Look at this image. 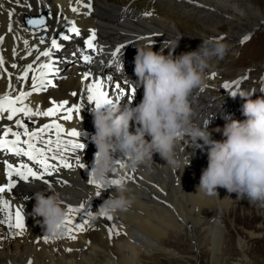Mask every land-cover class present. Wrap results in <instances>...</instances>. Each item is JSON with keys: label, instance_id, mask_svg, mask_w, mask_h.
Returning a JSON list of instances; mask_svg holds the SVG:
<instances>
[{"label": "bare ground", "instance_id": "6f19581e", "mask_svg": "<svg viewBox=\"0 0 264 264\" xmlns=\"http://www.w3.org/2000/svg\"><path fill=\"white\" fill-rule=\"evenodd\" d=\"M73 1L0 0V37L3 38L0 42V57L3 58L0 97L29 92L30 85L42 74L41 66L52 63L48 57H40L44 50L40 44L42 35L36 28L27 27L24 20L45 17L48 26L46 36L56 37L63 25V22L56 21L57 15L62 21L68 19L70 14L65 11V6ZM262 1L94 0V17L98 21L103 18L108 28H118L115 17L122 16L123 9L129 6L137 11L153 9L158 14L157 18L126 29L138 37L141 45L152 44L162 48L179 42L175 55L196 50L202 43V36H223L229 46L225 55L228 59L224 56L211 63V67L215 64L219 67L222 78H206V86L195 89L190 96L194 121L200 124L209 122L213 138L221 139L222 136L214 130L225 122L221 118L207 121L206 112L216 115L218 103L222 104L224 100L222 87L232 84L244 73H250L248 68H240L235 63L237 44L249 33L264 31ZM94 21L92 16L88 23L94 25ZM220 23L227 25L225 31L222 30L224 26L219 27ZM232 47L236 48L234 52H231ZM54 68L58 74L64 72L58 62ZM108 76L107 73L96 75L89 71L71 70L67 77L54 80L56 89L47 91L53 105L44 106L49 109L64 104L57 115L77 106L83 109V113L90 114L95 104L87 101L91 94L87 89L98 80L104 81L103 90L109 92L108 98L114 103L130 100L132 96L127 95L129 86L123 87L125 98L112 87V82L107 81ZM117 80L114 79V83H118ZM142 97L143 89L136 90L133 106L140 103ZM134 128L133 122L130 131ZM187 157L190 164L184 167ZM175 158L177 166L168 165L156 153L147 166L135 170L120 167L131 189L133 204L126 212L109 213L94 220L92 215L110 193H99L72 180L63 181L60 188L39 187L57 194L67 209L85 210V218L73 214L71 219L73 225L87 220L88 226L82 232L73 228L74 240L66 236L62 240L45 243L43 229L37 221L42 218L25 215L23 234L7 229V226L0 227V264H203V259L210 264H258L256 260L247 259L258 254L252 249V244L255 243L259 249V238L264 237V208L250 205L246 198L237 200L236 193L230 194L224 188L217 189L218 196L197 191L202 169L207 167V154L187 139L177 143ZM9 202L12 210H16ZM239 211L248 214L254 225L240 226L237 219ZM237 257L242 259V263L236 260Z\"/></svg>", "mask_w": 264, "mask_h": 264}, {"label": "clouds", "instance_id": "9594fccd", "mask_svg": "<svg viewBox=\"0 0 264 264\" xmlns=\"http://www.w3.org/2000/svg\"><path fill=\"white\" fill-rule=\"evenodd\" d=\"M202 43L196 50L175 55L174 45L153 51L152 44L137 45L134 57L135 81L129 82L136 90L143 89L140 103L133 106L135 96L126 103H114L107 107L90 109L94 132L91 143L95 146L93 163L89 172L98 184L109 181L118 173L120 160L124 166L135 170L147 166L158 153L168 165L177 166V143L188 142L207 154V167L202 169L197 191L217 195L218 188L236 193L237 200L247 199L250 205L264 208V96L252 97L254 89H241L244 100L241 111L246 119L225 117L223 128L214 131L221 139H214L208 124L196 123L190 105L195 89L206 86V70L213 60L223 59L228 44L215 36L200 37ZM168 48V54H164ZM135 124L134 131H130ZM146 137L150 138L147 139ZM202 141V143H201ZM190 164L187 157L184 167ZM111 185L109 197L92 215L96 219L105 214L126 212L133 204L131 189L123 176ZM32 212L44 235L51 241H59L67 235L68 210L55 193L36 189L33 192Z\"/></svg>", "mask_w": 264, "mask_h": 264}, {"label": "snow or ice", "instance_id": "6c2138e0", "mask_svg": "<svg viewBox=\"0 0 264 264\" xmlns=\"http://www.w3.org/2000/svg\"><path fill=\"white\" fill-rule=\"evenodd\" d=\"M18 2V0H17ZM90 7V5H88ZM2 7V6H0ZM73 11H77V9L73 8ZM9 15H11V13H9ZM147 15H151V13H147ZM29 23L32 24H36L37 21H29ZM38 23L43 24L44 21L40 20L38 21ZM70 24H72V27L69 29V31L75 32L77 35L79 34V30L75 28L74 26V22H69ZM11 30V29H9ZM63 39H68V36H63ZM221 39H223L224 37L221 36ZM250 37H244L241 41V43L247 41ZM2 37H0V42H2ZM95 40V33L93 32L91 34V38L88 39L86 41L87 47L89 49H93V51H95V45L93 43V41ZM41 42H43V39H41ZM25 44H27V41H25ZM51 46L52 48H58L59 45L57 44V41L55 39H53L51 41ZM121 49L117 48L115 52L112 53L113 56L117 55V53H120ZM44 56H50L51 55V50L48 51H44L43 53H41ZM86 62H91V57L90 56H85L84 57ZM3 65V58L0 57V66ZM13 67H15V65H13ZM42 69H47L48 71H51V66L50 65H42L41 66ZM31 68V66H29V69ZM46 75V72H42L41 76L38 78V82L36 85L33 86V91L39 92L42 90V88L44 87L45 81H44V76ZM89 74L85 75V79H87ZM215 74H213L214 76ZM26 78V75L25 77ZM107 81L108 82H112V87L121 95V96H125L126 98V94L124 93V89L123 86L121 84L118 83H114V78L111 76L107 77ZM50 83V81H49ZM239 83V82H237ZM104 87V81H96L91 87H89L87 89L88 92H90L91 94L87 96V101L89 103H93L95 104L96 107H105V106H111L114 104L112 99H109V92L104 91L103 90ZM225 88H230L232 87L231 84H225L224 85ZM236 92H232V95H235ZM31 95V93H21L18 97H16L15 99H11L10 96L8 94L4 95L3 97H0V112H3L5 110L10 112V115L8 116V119H12L13 116H15L17 113H24L25 115H27L28 117H32L35 115H41V116H45V117H51L56 115L57 111L61 108H64V104H60L58 107H52L49 108L46 111H39L37 110L36 112H33L30 108H28L27 106L23 105V101L29 96ZM73 95H76L75 93H73ZM127 95H131L132 97L136 95V89L134 86L131 85V83L129 84V91L127 93ZM17 103H20L22 106L17 108L15 105ZM67 103V102H65ZM76 112H80V108L79 106L76 107ZM68 111V115L66 117H64L65 119L71 120L72 119V109L69 108L67 109ZM16 125L17 127H21L24 129L23 133H19V132H14L12 131L11 128L5 129L4 130V139H0V149H5L8 150L10 152H13L16 156H24L27 157L29 161H33L34 162V166L38 165L39 169H43V172H39V169H37L36 171L33 170V167H29L27 164H21V166L19 168H14L12 164H8L7 168H8V177L9 180L7 182V186H0V227H4L7 226V229H12V230H19L18 234H23L24 231V215H22L23 209H17V210H12L11 204L9 202L8 199H5L4 196L2 194L6 193V192H11L12 189H14V187L16 186V182L13 179V177H18L19 179L23 180V181H27L29 179V177H32L36 180H41L43 179L44 175H48L51 176L53 174V172H56L58 170V166L57 165H53L50 164L48 161L49 159L52 160H56V159H61L62 161H64L62 163V166L64 168H71L72 165L70 163H67L64 160V149L67 147V145H64L63 141L60 139V133L64 132V129L61 127L60 124L58 123H52V124H44L43 126L39 127L37 130L35 131H28V128L24 125L23 122L17 120L16 121ZM55 130V132L53 133L51 130ZM11 133V135L13 137H15L14 140L9 141L6 139V137L8 136V134ZM46 134H48V138H46ZM21 135H24L27 137L26 140L21 141ZM51 135H55L56 139L53 140L51 139ZM67 135L72 136V137H79L81 136V133L76 131V130H72L70 132L67 133ZM86 135V134H85ZM21 144L26 145L27 147H21ZM86 144L84 143H71V148L73 150L75 149H85ZM48 153H52L51 157H49ZM59 154V155H57ZM77 161H79V156L76 157ZM81 168H84V164H80ZM120 167L123 168L124 165L121 163ZM0 168H2V166H0ZM118 181L116 180H109L106 181L104 184H98L94 179H89L88 183L91 185H96L97 187H103V188H110L112 184L117 183ZM0 183H3L2 181H0ZM44 184L47 185L48 181L44 180ZM97 195H99V193H97ZM83 207V206H81ZM68 218L66 223L69 225L68 230H67V238L74 240L76 239V236L73 234V228L76 231H84L85 228L88 226V221L87 220H83V222H79L73 225L71 216L77 212H79V209L77 208H72V207H68ZM90 215V214H89ZM107 215V214H105ZM108 219H111V217L109 216ZM114 231V230H113ZM112 234V232H110V235ZM115 234H119V233H115ZM44 242L47 243L49 242V238L48 237H44L43 238ZM71 250V249H69Z\"/></svg>", "mask_w": 264, "mask_h": 264}, {"label": "rangeland", "instance_id": "374dc122", "mask_svg": "<svg viewBox=\"0 0 264 264\" xmlns=\"http://www.w3.org/2000/svg\"><path fill=\"white\" fill-rule=\"evenodd\" d=\"M260 7H264V0L262 1V3L260 4ZM242 11V9H241ZM242 13V12H241ZM224 26V28L222 29L223 31L226 30L227 25L224 23H220L219 27ZM261 46V49H260ZM242 52H245L248 56H250L251 60L250 63H252V65L248 68L249 70H253V68L255 67H259L263 60H264V31H259V32H253L251 38L248 40V46L246 47L245 50H241ZM242 53H240L241 55ZM239 55V56H240ZM225 59H228V55L225 56ZM244 57L241 56L237 61H235V63H237L236 65H238L240 68H244V66L240 65L242 64ZM262 70L264 71V67L262 68ZM263 73H261L262 75ZM208 74L206 72V78H208ZM214 105V104H213ZM237 219L240 221V226H246V225H251L252 224V219L250 218V216L246 213H243L242 211H239V214H237ZM243 223V224H242ZM254 225V224H252ZM254 242V241H253ZM259 247V249L256 247V244L253 243L252 244V249H255L258 251V254H254L252 255L251 259H247V261L249 260H256V262L258 264H263V258H264V237H260L259 238V245H257ZM204 251H206V249H204ZM236 260L239 261V263H242V259L240 257H237ZM203 264H210L209 261L203 259ZM252 262V261H250Z\"/></svg>", "mask_w": 264, "mask_h": 264}]
</instances>
